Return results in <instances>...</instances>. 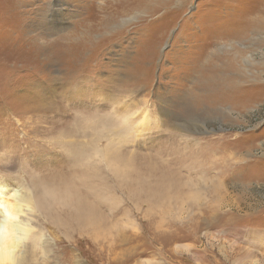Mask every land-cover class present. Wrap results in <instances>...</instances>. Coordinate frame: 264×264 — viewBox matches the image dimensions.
<instances>
[{
	"label": "rangeland",
	"instance_id": "1",
	"mask_svg": "<svg viewBox=\"0 0 264 264\" xmlns=\"http://www.w3.org/2000/svg\"><path fill=\"white\" fill-rule=\"evenodd\" d=\"M77 148L29 264H264V0H0V178Z\"/></svg>",
	"mask_w": 264,
	"mask_h": 264
},
{
	"label": "bare ground",
	"instance_id": "2",
	"mask_svg": "<svg viewBox=\"0 0 264 264\" xmlns=\"http://www.w3.org/2000/svg\"><path fill=\"white\" fill-rule=\"evenodd\" d=\"M76 87L77 91H79V87ZM38 108L39 106H32L31 109L37 110ZM146 122L148 123V121ZM85 148L75 149L74 155L71 156L73 157V163L78 165V167L75 164L71 166L73 168L71 169L73 171L71 173L72 177H70L71 180H67L66 173H69V171L66 169V165H64V169L61 165L58 169H55L56 177L49 174L43 180H33L31 187L21 184L20 180L0 178V264H29L30 261L33 262V252L29 248V242H32L35 246L40 244V246L45 247L40 243L44 231L40 230L38 224L36 217L37 208H43L42 210L43 212L45 211L47 220L54 218L55 211L53 213L52 211L56 209L55 206L57 204L59 206L66 202L67 204L75 202L79 210L82 207H87L91 212H94L90 197L93 196V192L96 193L94 190L95 182H86L83 178H85V173L87 174L92 170L90 163L98 152L96 151L95 154L93 151L86 161ZM84 161L87 162V169L85 168V170L82 169ZM60 169H63V172L60 173ZM58 172L60 178H58ZM87 179L89 178L87 177ZM84 187L89 188L87 193ZM61 207L63 208V206ZM94 209H96V206H94ZM84 210L82 211L84 212ZM62 219L61 217L59 218L60 223L63 222ZM90 219L93 220L92 217ZM84 221L88 224V219L84 218ZM94 221L91 224H94Z\"/></svg>",
	"mask_w": 264,
	"mask_h": 264
}]
</instances>
